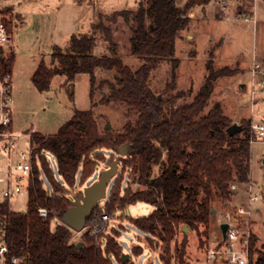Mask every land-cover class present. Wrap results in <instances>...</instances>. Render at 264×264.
Masks as SVG:
<instances>
[{
    "label": "trees",
    "instance_id": "trees-1",
    "mask_svg": "<svg viewBox=\"0 0 264 264\" xmlns=\"http://www.w3.org/2000/svg\"><path fill=\"white\" fill-rule=\"evenodd\" d=\"M210 3L213 0H188L182 8L177 0H150L148 6L141 2L136 12L125 9L101 13L92 23L90 32L73 34L66 48L56 45L50 60L40 61L32 76V83L38 90L50 89L56 75H64L69 83L85 73L90 77L92 108L76 109L53 134L32 133L35 178L29 190L28 206L25 211L14 210L9 199L0 201L7 243L12 253L24 258V264H113L114 258L119 264H136L131 257L130 261L121 260L124 251L118 233L101 234V240L105 241L100 242L85 231L78 247L76 230L61 221L72 205V190L95 173L106 156L105 149H112L117 158L120 157L117 151H125V156L121 157L122 170L116 176L105 205L99 204L93 210L87 226L105 213L114 216L127 205L147 202L154 209L147 216L133 217L132 223L164 244L166 253L161 255L164 264H171L167 254L182 225L196 231L199 243L205 246L207 259L211 242L206 243V239L214 203L222 201L228 207L248 185L251 140L257 136L251 119H242L238 123L241 129L229 131L233 121L224 113L220 101H215L209 111L204 112L215 81L230 74L228 67L216 69L210 61L209 74L193 100L178 106L175 96L158 95L151 82L155 69L163 60L171 58L175 65L178 64L177 41L192 24L191 18L183 17L186 9ZM2 10L12 32V7ZM243 10L245 6L240 5L237 14ZM120 16L132 31L131 53L141 62L137 69L124 61L114 40L113 27L107 23L117 21ZM148 17L152 18L150 24H147ZM99 33L109 53H95ZM12 62L9 69H12ZM98 68L115 71V81L103 79L100 82L110 87V94L104 101L125 103L137 112V124H127L123 132L99 128L93 109ZM46 152L56 158L59 177ZM155 166H159L160 171L154 175ZM43 176L50 187L45 186ZM133 183L139 186L134 188ZM234 184L239 188L233 189ZM40 207L47 209V216L40 215ZM55 218H60V222L52 228ZM256 244L254 233L252 252L257 253L256 264H264V250L257 249ZM186 247L184 234L175 248L179 264L186 263ZM132 252L139 256L143 249Z\"/></svg>",
    "mask_w": 264,
    "mask_h": 264
},
{
    "label": "rangeland",
    "instance_id": "rangeland-1",
    "mask_svg": "<svg viewBox=\"0 0 264 264\" xmlns=\"http://www.w3.org/2000/svg\"><path fill=\"white\" fill-rule=\"evenodd\" d=\"M150 0H0V11L6 7H12L14 16L10 39L13 52L12 62V93H13V121L14 128L24 133L40 132L53 134L60 126L69 120L76 109L86 110L91 105V84L88 74H79L73 82L66 83L64 75H56L51 82L50 89L38 90L32 83V76L42 59L50 60V56L56 45L66 48L73 34H81L92 30V23L97 20L99 14H109L118 10L129 9L136 12L141 2L146 6ZM178 3L182 0H177ZM213 4V3H212ZM211 3L197 6L200 15L191 18L190 28L183 32V36L177 41L175 65L171 58L163 60L155 69L151 85L154 91L163 97L175 96L176 106L189 103L193 100L208 74L210 61L216 69L228 67L230 74L222 75L215 81L213 93L204 112H208L215 101H220L224 107V113L233 123H239L242 119H251V107L248 101L249 89L247 82L253 57L264 67V0H258L255 8L256 22L243 19H226L217 12ZM203 9L208 10L209 16L202 15ZM3 12V10H2ZM7 16L10 17L8 13ZM152 21L147 18V24ZM113 27L114 40L118 43V51L124 61L137 69L141 62L134 56L131 48L130 37L132 31L130 25L120 16L115 22H107ZM133 23V22H132ZM96 54L109 53L108 45L103 40L102 34H98ZM97 82L94 90L96 105L93 107L96 119L101 131L106 130L109 123L113 133L125 131L129 123L137 124V112L125 103L116 101H104L110 94L108 83L100 85L101 80L115 81V71L98 68L96 70ZM258 113H264V103L256 105ZM29 137L22 141L21 148L29 146ZM264 145L256 141L251 145V180L254 190L264 198ZM105 158L100 161L95 173L86 182L72 190L73 198H81L84 188L97 180L107 162L112 161L118 155L112 149H105ZM54 173L59 177L57 160L53 154L46 152ZM8 157L0 152V162L5 163ZM122 170L120 161L119 171ZM159 166H155L153 174L159 173ZM117 176V175H116ZM116 176L108 185V194L113 186ZM44 177L45 186L50 187L48 179ZM238 185V184H237ZM133 183V187H138ZM239 187V185H238ZM238 189V188H237ZM246 190L242 188L240 194L225 207L222 201L214 203V211L211 216L209 237L203 239L206 243L216 242L222 236L219 222L221 213L245 201ZM108 198V196H107ZM107 198L100 201L105 205ZM0 199L2 196L0 194ZM29 194L23 192L11 198L10 205L14 210L26 209ZM260 211L253 216L254 230L257 237V249L264 250V200L256 204ZM154 206L143 201L127 205L125 210L118 211L106 221L104 235L110 232L119 234V241L123 246V253H129L131 261L136 264H164L161 255L164 244L157 237H152L139 230L132 218L147 216ZM62 221V220H61ZM60 222V218L52 221V228ZM178 227L176 236L170 244V252L167 254L171 264H179L175 248L180 243L184 234L187 236L186 263L185 264H224L207 260L205 246L199 243L195 230L188 227L184 231ZM82 231H76L75 240L81 241ZM97 241L100 236L95 237ZM143 249V253L135 256L132 250ZM126 261H130L129 258ZM113 264H119L116 258Z\"/></svg>",
    "mask_w": 264,
    "mask_h": 264
},
{
    "label": "built area",
    "instance_id": "built-area-1",
    "mask_svg": "<svg viewBox=\"0 0 264 264\" xmlns=\"http://www.w3.org/2000/svg\"><path fill=\"white\" fill-rule=\"evenodd\" d=\"M258 0H213V7L228 19H243L256 22L255 8ZM188 0L179 2L180 7L185 8ZM245 6V10L237 14L238 7ZM185 18H195V7L187 8L183 14ZM11 31L5 20V15L0 12V152L8 157L5 163L0 162V194L4 199L28 192L35 178L34 159L35 145L31 141V133L15 130L13 121V93H12V69L9 65L13 59L10 39ZM249 89L248 101L251 107V126L256 134L252 143L259 141L264 145V113L256 111V105L264 103V67L254 59L247 82ZM29 137V146L21 148L22 141ZM264 160V151H263ZM233 189L239 188L234 184ZM264 198L255 192L254 183L250 179L245 201L238 202L232 210L221 213L222 223L228 227L216 242H211L207 251V260H213L224 264H256L257 253L252 252V240L255 233L253 216L259 210L258 201ZM41 216H47L45 207L39 208ZM109 215L103 214L86 226L87 231L93 237L100 236L107 228L106 221ZM0 264H24L21 255L14 254L7 243V229L5 222L0 217Z\"/></svg>",
    "mask_w": 264,
    "mask_h": 264
},
{
    "label": "water",
    "instance_id": "water-1",
    "mask_svg": "<svg viewBox=\"0 0 264 264\" xmlns=\"http://www.w3.org/2000/svg\"><path fill=\"white\" fill-rule=\"evenodd\" d=\"M73 82H71V87L73 89ZM110 124L106 125V128L109 129ZM238 129H241L237 123H233L229 126L228 130L235 132ZM120 155L119 158L114 159L113 161L107 162V167L103 169L100 173V176L97 180L93 181L87 185L83 190V195L81 198H72V205L69 209L63 214L62 221L69 225L76 231H82L87 226V219L91 217L93 210L100 204V201L107 198L108 196V185L111 180L118 174L119 164L121 157L125 156V151H117ZM215 209H213L214 211ZM25 211V209H21ZM228 227L227 223L221 224V229L225 233ZM184 231L188 230V226H183ZM81 246V242H78V247ZM130 257L129 253H123L121 260L126 261Z\"/></svg>",
    "mask_w": 264,
    "mask_h": 264
},
{
    "label": "crops",
    "instance_id": "crops-1",
    "mask_svg": "<svg viewBox=\"0 0 264 264\" xmlns=\"http://www.w3.org/2000/svg\"><path fill=\"white\" fill-rule=\"evenodd\" d=\"M215 9V8H214ZM216 10V9H215ZM195 11H196V17L195 18H197L199 15H200V10L198 9V8H195ZM209 13H208V10L207 9H203V11H202V15H204V16H209L208 15ZM201 16V15H200ZM227 19V18H226ZM255 59V56L253 57V60ZM252 60V61H253ZM251 157H252V155H251ZM251 178V177H250ZM258 211H260V208H259V210Z\"/></svg>",
    "mask_w": 264,
    "mask_h": 264
}]
</instances>
